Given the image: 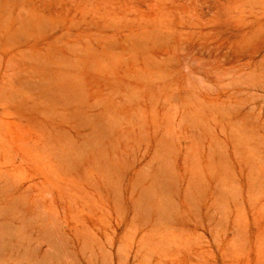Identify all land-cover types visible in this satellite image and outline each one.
Returning <instances> with one entry per match:
<instances>
[{
  "label": "rangeland",
  "instance_id": "374dc122",
  "mask_svg": "<svg viewBox=\"0 0 264 264\" xmlns=\"http://www.w3.org/2000/svg\"><path fill=\"white\" fill-rule=\"evenodd\" d=\"M51 1L0 35V264H264V0Z\"/></svg>",
  "mask_w": 264,
  "mask_h": 264
},
{
  "label": "bare ground",
  "instance_id": "6f19581e",
  "mask_svg": "<svg viewBox=\"0 0 264 264\" xmlns=\"http://www.w3.org/2000/svg\"><path fill=\"white\" fill-rule=\"evenodd\" d=\"M64 4V3H62ZM53 3L51 0H0V35L8 34L7 38H13V34L23 32L26 28L32 34L31 28L38 27L43 21L49 18L48 13H52ZM68 13V12H67ZM51 15V14H50ZM64 25V24H63ZM36 32V31H35ZM45 34V33H44ZM41 34V35H44ZM49 34V33H48ZM40 35V36H41ZM26 38L25 34H21ZM38 36V35H37ZM47 36V35H46ZM49 36V35H48ZM59 36V35H58ZM40 38V37H39ZM38 38V39H39ZM3 39L0 37V40ZM33 39V38H32ZM28 40V39H27ZM65 40V39H64ZM36 41V40H35ZM34 41V42H35ZM52 41V40H51ZM60 41V39H59ZM29 43V42H28ZM38 43V42H37ZM36 43V44H37ZM41 43V42H40ZM26 45V44H25ZM47 45V44H46ZM52 45V44H51ZM25 47V46H24ZM45 47V46H44ZM55 47V46H54ZM21 48V47H19ZM18 48V49H19ZM58 49V47H56ZM61 49V48H60ZM30 50V48H29ZM8 52V51H7ZM41 52V51H40ZM63 53V52H62ZM8 54V53H7ZM5 55V54H4ZM60 56V55H59ZM49 57V56H48ZM45 58V56H44ZM47 58V57H46ZM2 60V59H1ZM45 60V59H44ZM47 60V59H46ZM66 60V59H65ZM48 61V60H47ZM40 62V61H39ZM67 63V62H66ZM83 63V62H82ZM65 64V63H64ZM63 64V65H64ZM17 65V64H16ZM22 68V67H21ZM16 69V68H15ZM28 71V70H27ZM31 73V72H30ZM1 74V72H0ZM3 75V74H2ZM31 75V74H30ZM46 75V74H45ZM1 76V75H0ZM12 77V76H11ZM33 77V76H32ZM35 77V76H34ZM38 77V76H37ZM46 77V76H45ZM19 78V77H18ZM40 78H43L40 76ZM13 79V78H12ZM17 79V78H16ZM32 79V78H30ZM36 79V78H34ZM59 79V78H58ZM37 80H39L37 78ZM41 80V79H40ZM14 81V80H13ZM30 81V80H27ZM44 81V80H42ZM69 81V80H68ZM41 82V81H40ZM67 82V81H65ZM32 82H29V84ZM61 83V82H60ZM64 83V81L62 82ZM12 84V83H11ZM22 84V83H21ZM20 84V85H21ZM65 84V83H64ZM38 85V84H37ZM44 85V84H42ZM55 85V84H54ZM58 85V83H57ZM6 86H9L6 85ZM39 88L41 85H38ZM53 86V85H52ZM12 87V86H11ZM56 87V86H55ZM10 88V87H9ZM38 88V87H37ZM54 88V87H53ZM65 88V87H63ZM45 89V88H44ZM62 89V88H61ZM12 90V89H11ZM46 90V89H45ZM8 92V91H7ZM64 92V91H63ZM7 94V93H6ZM5 95V94H4ZM10 95V94H9ZM13 96V95H12ZM22 100V99H21ZM25 101V100H24ZM26 102V101H25ZM29 102V101H27ZM30 103V102H29ZM28 103V104H29ZM19 104V103H18ZM25 104V103H22ZM31 105V104H30ZM22 106V105H21ZM18 107V106H16ZM19 108V107H18ZM23 108V107H21ZM39 108V107H38ZM37 108V109H38ZM18 110V109H17ZM20 110V109H19ZM18 110V111H19ZM27 110V109H26ZM30 110V109H29ZM28 111V110H27ZM34 111V110H32ZM22 112V110L20 111ZM19 112V113H20ZM29 112V111H28ZM23 114V113H22ZM25 115V113H24ZM28 115V114H27ZM29 117V116H28ZM32 117V116H31Z\"/></svg>",
  "mask_w": 264,
  "mask_h": 264
}]
</instances>
